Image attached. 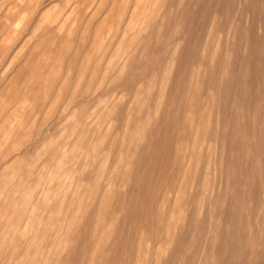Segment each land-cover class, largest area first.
<instances>
[{
    "label": "rangeland",
    "instance_id": "obj_1",
    "mask_svg": "<svg viewBox=\"0 0 264 264\" xmlns=\"http://www.w3.org/2000/svg\"><path fill=\"white\" fill-rule=\"evenodd\" d=\"M0 264H264V0H0Z\"/></svg>",
    "mask_w": 264,
    "mask_h": 264
}]
</instances>
